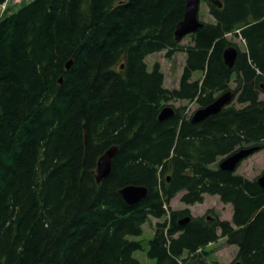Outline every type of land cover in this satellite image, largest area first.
<instances>
[{"label": "trees", "instance_id": "1", "mask_svg": "<svg viewBox=\"0 0 264 264\" xmlns=\"http://www.w3.org/2000/svg\"><path fill=\"white\" fill-rule=\"evenodd\" d=\"M201 1L213 20L200 18L188 43L175 34L187 0H31L0 18V264H142L134 252L145 249L153 264H207L221 238L238 248L224 264H264V188L219 166L264 149V0ZM161 51L186 54L176 87L147 63ZM230 90L202 121L186 106L159 118L170 101L203 108ZM129 184L147 196L128 204ZM179 193L186 206L173 209ZM206 195L231 204V219L193 216ZM152 217L163 220L147 246L129 238Z\"/></svg>", "mask_w": 264, "mask_h": 264}, {"label": "rangeland", "instance_id": "2", "mask_svg": "<svg viewBox=\"0 0 264 264\" xmlns=\"http://www.w3.org/2000/svg\"><path fill=\"white\" fill-rule=\"evenodd\" d=\"M21 3H24V0H18L17 4L14 0H6L4 4L0 6V18L6 13L16 10ZM199 16L205 21L213 20V17L209 13V7L205 2H201L200 4ZM229 37H231L239 46L244 48V42L241 37H234L233 35H229ZM189 41V36L182 39L183 43H188ZM185 59L186 54L184 52H178L172 58H167L166 51H161L149 55L147 57V63L149 64V67H152L154 63L159 62L163 72L165 73V86L173 88L179 84ZM202 75V72L197 71L194 73V78H200ZM166 106H186V113L189 115L193 114L199 108L196 102L190 103L186 100L170 101ZM220 160L221 158L219 161ZM215 165H217V163ZM263 172L264 149L256 151L254 154L245 159L236 171V173L243 174L250 179L259 177ZM181 196L182 193H179L172 200L171 207L173 209H180L186 206L181 201ZM189 208L191 209L193 216H215L217 213L222 219H231L233 212L232 205L223 203L217 195H206L203 202L190 205ZM161 220H163V218H150V220L144 224L143 233L140 236H130L129 238L144 240L143 242L147 246L148 241L153 237L155 224ZM205 250L208 252L207 264H224L231 263L235 260L238 248L236 245L228 244L226 242V238H221L218 241L206 246ZM134 256L138 258L142 264L154 263V261L147 256L146 249L135 251Z\"/></svg>", "mask_w": 264, "mask_h": 264}, {"label": "water", "instance_id": "3", "mask_svg": "<svg viewBox=\"0 0 264 264\" xmlns=\"http://www.w3.org/2000/svg\"><path fill=\"white\" fill-rule=\"evenodd\" d=\"M218 6H222L220 0H210ZM201 0H187L186 10L184 18L177 24L176 27V39L182 40L188 34H191L197 31L203 23L199 19V10H200ZM238 50L234 46L228 47L224 52V58L226 63L232 67L235 63ZM72 61L70 60L67 63L66 68L69 69ZM62 82V78H60ZM233 92L225 91L221 93L211 104L206 107L197 109L193 116V122H199L208 116L218 113L226 105L230 104L233 100ZM175 113V109L172 106H165L160 115V120H165ZM258 146L253 147H243L234 152L233 154L225 157L220 162V168L227 171H235L239 164L244 161L247 157L258 151ZM118 152V148L113 146L109 148L98 160L97 170H96V179L98 183H101L105 178L109 176L112 170L113 159ZM257 182L264 188V172L257 178ZM119 193L124 198V200L131 205H134L148 194V188L143 185L129 184L122 187L119 190ZM190 220L189 217L182 220L180 223L185 224ZM237 264V263H236Z\"/></svg>", "mask_w": 264, "mask_h": 264}, {"label": "flooded vegetation", "instance_id": "4", "mask_svg": "<svg viewBox=\"0 0 264 264\" xmlns=\"http://www.w3.org/2000/svg\"><path fill=\"white\" fill-rule=\"evenodd\" d=\"M216 214H217V213H216ZM216 214H215V216H216ZM215 216H208V217H209V219H210V218L215 217Z\"/></svg>", "mask_w": 264, "mask_h": 264}, {"label": "bare ground", "instance_id": "5", "mask_svg": "<svg viewBox=\"0 0 264 264\" xmlns=\"http://www.w3.org/2000/svg\"><path fill=\"white\" fill-rule=\"evenodd\" d=\"M179 22H180V21H179ZM179 22H178V23H179ZM175 34H176V32H175ZM183 38H184V37H183ZM183 38H182V39H183Z\"/></svg>", "mask_w": 264, "mask_h": 264}]
</instances>
